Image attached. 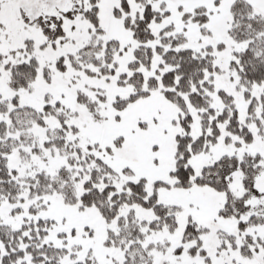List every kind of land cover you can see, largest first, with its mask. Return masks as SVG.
Here are the masks:
<instances>
[{"label":"snow or ice","instance_id":"snow-or-ice-1","mask_svg":"<svg viewBox=\"0 0 264 264\" xmlns=\"http://www.w3.org/2000/svg\"><path fill=\"white\" fill-rule=\"evenodd\" d=\"M0 264H264V0H0Z\"/></svg>","mask_w":264,"mask_h":264}]
</instances>
